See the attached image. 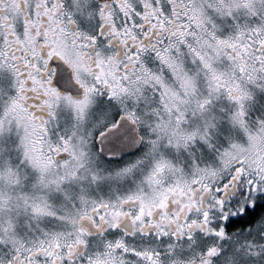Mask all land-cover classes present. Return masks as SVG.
Instances as JSON below:
<instances>
[{
  "label": "snow or ice",
  "instance_id": "1",
  "mask_svg": "<svg viewBox=\"0 0 264 264\" xmlns=\"http://www.w3.org/2000/svg\"><path fill=\"white\" fill-rule=\"evenodd\" d=\"M0 264H264V0H0Z\"/></svg>",
  "mask_w": 264,
  "mask_h": 264
},
{
  "label": "flooded vegetation",
  "instance_id": "2",
  "mask_svg": "<svg viewBox=\"0 0 264 264\" xmlns=\"http://www.w3.org/2000/svg\"><path fill=\"white\" fill-rule=\"evenodd\" d=\"M111 139V138H110ZM107 144V141L105 142Z\"/></svg>",
  "mask_w": 264,
  "mask_h": 264
}]
</instances>
